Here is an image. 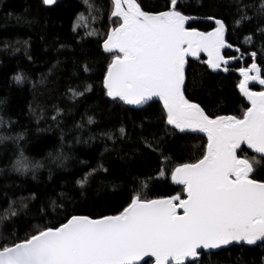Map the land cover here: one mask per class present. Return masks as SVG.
Wrapping results in <instances>:
<instances>
[{"label":"snow or ice","instance_id":"1","mask_svg":"<svg viewBox=\"0 0 264 264\" xmlns=\"http://www.w3.org/2000/svg\"><path fill=\"white\" fill-rule=\"evenodd\" d=\"M56 2L36 0L37 11L31 20L22 15L14 18L17 23H38L40 10ZM81 2L94 24L102 23L105 15L108 18L107 27L85 32V36L96 38L101 54L110 57L99 67L84 65L85 72H100L103 97L138 108L153 98L162 103L159 123L163 127L140 136L143 149L158 153L171 163V155L164 156L162 150L169 143L168 137L202 133L206 143L195 146L198 156L192 153L186 162L176 163L171 169L163 166L156 176L141 180L129 169L128 175L135 182L130 192H125L123 185L103 182L96 190L98 195L103 192L106 198L117 195L123 198L114 214L93 217L69 212V204L75 201L65 191L45 193L43 197L30 192L19 198V206L17 200L5 194L7 207H0V234L6 228L10 231L6 242L0 239V264H140L145 257L154 258V264H218L212 257L220 252L231 256L232 248L239 249L234 264H264V179L252 178L255 162L239 155L242 146L247 145L264 159V67L256 62L264 55V0H227V11L219 7L224 0H208L213 12L202 17L188 14L187 0H164L162 5H150L147 9L139 0H108V8L95 6L89 0ZM197 4L200 6L197 11L204 7L203 0H197ZM30 12L31 6L24 8L25 14ZM6 17L12 19V13ZM85 19L84 13H77L72 25L74 34L78 35L77 29ZM200 19L215 26L210 31L188 26ZM229 20L233 32L245 33L240 43L253 51L242 52L240 47L227 42ZM64 47L61 43L60 48ZM225 48H234L240 57H225L222 54ZM201 52L207 54L203 63L213 71L227 72L230 60L245 55L252 58L251 64L239 69L242 79L236 87L250 105L240 115L214 114L207 110L203 100L198 102L187 94L191 89L195 97L198 90L204 89L202 83L198 85L195 70L191 80L186 71L187 58L198 57ZM14 79L19 84L24 77L18 74ZM44 79L42 76L40 83ZM250 81L257 82L262 90L252 91ZM93 89L94 85L86 84L83 91L69 88L68 92L75 100ZM208 100H214L213 93H208ZM4 103L0 100V105ZM224 104L221 97L216 108ZM54 107L52 119L58 122L62 110ZM29 111L36 114L31 105ZM145 121L152 123L145 116L139 123L133 122L134 130L147 132ZM94 122L88 117V124ZM12 123L0 116V126ZM76 127L82 128L83 124ZM118 132L125 142H132L124 126ZM106 135L115 140L112 133ZM93 138L90 136L89 140ZM23 139L24 133L0 134V144L11 141L15 146L14 158L0 167V178L15 173L30 174L36 180L39 170L45 167L42 161L25 155L20 147ZM60 141L61 151L49 152L47 158L58 168H64L69 157L62 151L63 132ZM76 142H81L79 137ZM137 151L132 148L130 155L122 151L116 155L135 164ZM179 153L180 159H185L183 145L179 146ZM48 171L51 179L52 169ZM98 171L107 172L108 168L99 164L75 181L80 196L84 195L90 177ZM169 172L171 182L181 186V192L148 198V181L164 178ZM21 229L25 230L23 237L19 234ZM248 247L260 251L245 260Z\"/></svg>","mask_w":264,"mask_h":264},{"label":"trees","instance_id":"2","mask_svg":"<svg viewBox=\"0 0 264 264\" xmlns=\"http://www.w3.org/2000/svg\"><path fill=\"white\" fill-rule=\"evenodd\" d=\"M139 2L147 9L150 5H162L164 0H139ZM203 2L204 7L197 11L200 8L197 0H187L186 7L190 9L188 14L200 17L212 14L213 8L209 6L208 0ZM89 3L95 6L103 5L105 8L110 7L108 0H89ZM28 6H31V12L25 14L24 8ZM219 7L221 11H227V0H224ZM36 11V0H0V100L5 101L0 105V116L14 122L0 126V134L15 136L17 133H24L20 147L24 149L25 155L40 160L45 165L37 173L36 180H33L30 174L17 176L15 173L0 178V207H7L5 194L17 200V206H19V198L28 196L30 192L39 193L43 197L45 193L54 195L65 191L70 193L75 201V204H69V212L93 217L100 214H114L117 205L123 202V198L120 195L106 198L103 192L98 195L96 190L103 182H111L117 186L123 185L125 192H130L135 182L128 175L129 169L143 180L146 177L156 176L163 166L171 169L176 163L186 162L187 156L192 153L199 155L195 146L206 143V137L202 134L175 139L168 137L169 143L164 145L162 150L164 156L171 155V163L165 162L164 157L158 153L144 150L139 143L140 136L163 127L159 123L162 103L153 100L140 108L130 107L120 102L113 103L107 97H103L100 91L102 79L100 72L84 71L85 64L90 68L99 67L110 59L107 54H101L96 38L85 36V32L92 28L107 27V15L103 17L102 23L94 24L86 5L81 0H57L55 5L45 6L40 10L37 17L38 23L31 25L17 23L14 18L22 15L31 20L36 15ZM9 12L12 13V19L6 17ZM77 13H84L86 17L81 22L82 26L77 29L78 35L72 32ZM228 23L227 42L234 47H240L242 52L253 51L252 47L245 49L240 43L245 33L233 32L231 21L229 20ZM188 26L200 31H209L215 25L200 19L189 22ZM17 41L21 43L18 44ZM23 41H27V45ZM61 43L65 45L64 48H60ZM223 55L240 57V53L229 49L224 51ZM204 60V57L187 60L186 71L189 80L195 70L198 85L200 83L204 85V89L198 90L195 97L192 96L191 89L187 94L198 102L203 100L207 110L214 114L240 115L248 104L236 87L240 81L236 71L251 64L252 58L248 55L241 57L228 66L227 72L209 70L203 63ZM256 62L264 67V55L259 56ZM18 74L24 77L23 82L19 84L14 79ZM42 76L45 79L43 83H40ZM34 84L35 88H33ZM86 84L94 85L93 91L73 100L68 89L83 91ZM251 87L255 90L262 89L260 85ZM209 92L214 96L211 102L208 100ZM221 97L224 98L225 104L217 109L216 102ZM30 105L36 109L35 115L29 111ZM54 106L62 110L58 122L52 119L55 114ZM38 116L41 118L37 119ZM145 116L152 120V123L145 121L147 132L141 133L139 129L134 130L133 122L139 123ZM88 117H92L95 122L88 124ZM78 123L83 124V127L77 128ZM121 126L125 127L127 135L131 137V143L125 142L119 136L118 129ZM62 132L64 133L62 151L69 159L65 162L64 168H58L47 158V153L55 154L61 151ZM107 133H112L115 140L109 139ZM90 136L94 138L89 140ZM77 137L80 138V143L76 142ZM83 141L88 143L85 144ZM180 145L185 148V159H180ZM106 148L107 151H105ZM132 148L138 149L135 164L117 158V151L130 155ZM242 148L239 155L255 162L252 178L264 179V159L249 152L245 147ZM14 151L15 146L11 141L0 144V167H5L9 159L14 158ZM99 164H103L108 171L94 173L89 179L84 195L80 196L79 190L74 187L75 181L83 178L85 173L97 168ZM49 168L52 169L51 179H49ZM5 183L9 185L7 188L3 187ZM180 192L181 186L173 185L169 172L164 178L148 181L146 196L157 198L176 195ZM32 207L35 208V203ZM9 231L10 229L6 228L0 234V239L6 242ZM19 234L23 237L25 230L21 229ZM259 251L257 247H248L244 253V259H251L252 255L259 254ZM231 253L232 255L229 256L226 252H220L212 259L218 264H234L239 249L232 248ZM146 264H152V262L146 260Z\"/></svg>","mask_w":264,"mask_h":264},{"label":"water","instance_id":"3","mask_svg":"<svg viewBox=\"0 0 264 264\" xmlns=\"http://www.w3.org/2000/svg\"><path fill=\"white\" fill-rule=\"evenodd\" d=\"M206 21V20H205ZM211 22V21H210ZM210 31V30H209ZM227 49H229V48H225L224 50H222V54H223V52L225 51V50H227ZM229 50H231V51H234V48L233 49H229ZM235 52V51H234ZM200 57H204L205 58V60H207V54L206 53H203V52H201V53H199V55H198V57H191V56H189L188 58H187V60L188 59H198V58H200ZM204 60V61H205ZM238 60V59H237ZM237 60H230V62H229V64L228 65H231L232 63H234V62H236ZM208 67V66H207ZM209 70H211V71H213L212 69H210L209 68ZM218 71H223V70H217V71H213V72H218ZM236 73L240 76V80L242 79V77H241V75H240V73H239V69L236 71ZM259 85L257 82H254V81H250L249 82V87L251 86V85ZM252 90V89H251ZM238 91H239V89H238ZM252 91H257V90H252ZM241 95V94H240ZM242 96V95H241ZM243 97V96H242ZM244 98V97H243ZM245 99V98H244ZM153 100H158V98H153ZM152 100V101H153ZM159 101V100H158ZM245 101H246V103L248 104V101L245 99ZM128 106H130V107H137V106H134V105H128ZM248 106H250L249 104H248ZM202 134V133H201ZM203 135V134H202ZM204 136V135H203ZM242 147H245L249 152H251V153H254V154H256V155H258V156H260L261 157V154H258V153H255L254 152V150H252V149H248L247 148V145H243ZM173 185H176V184H173ZM182 211V210H181ZM146 260H150L151 262H152V264H154V258H149V257H145V258H143V260L140 262V264H142L144 261H146Z\"/></svg>","mask_w":264,"mask_h":264},{"label":"flooded vegetation","instance_id":"4","mask_svg":"<svg viewBox=\"0 0 264 264\" xmlns=\"http://www.w3.org/2000/svg\"><path fill=\"white\" fill-rule=\"evenodd\" d=\"M226 51V50H225ZM224 53V52H223ZM225 57H227V56H225ZM230 57V56H229ZM240 59V58H239ZM251 89H253L252 87H251ZM253 90H255V89H253ZM258 90H260V89H258Z\"/></svg>","mask_w":264,"mask_h":264}]
</instances>
